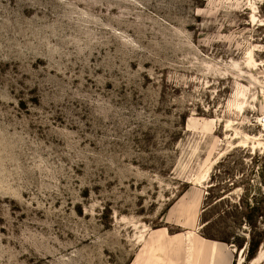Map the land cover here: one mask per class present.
I'll use <instances>...</instances> for the list:
<instances>
[{"label":"rangeland","instance_id":"obj_1","mask_svg":"<svg viewBox=\"0 0 264 264\" xmlns=\"http://www.w3.org/2000/svg\"><path fill=\"white\" fill-rule=\"evenodd\" d=\"M263 118L264 0H0V264H264Z\"/></svg>","mask_w":264,"mask_h":264},{"label":"crops","instance_id":"obj_2","mask_svg":"<svg viewBox=\"0 0 264 264\" xmlns=\"http://www.w3.org/2000/svg\"><path fill=\"white\" fill-rule=\"evenodd\" d=\"M229 246V245H228ZM227 252H229L230 253V255L232 256V254H231V251H230V246H229V249L227 250ZM189 264V263H188ZM232 264V263H231Z\"/></svg>","mask_w":264,"mask_h":264},{"label":"trees","instance_id":"obj_3","mask_svg":"<svg viewBox=\"0 0 264 264\" xmlns=\"http://www.w3.org/2000/svg\"><path fill=\"white\" fill-rule=\"evenodd\" d=\"M253 250V245L251 244V247H250V253L252 252Z\"/></svg>","mask_w":264,"mask_h":264},{"label":"built area","instance_id":"obj_4","mask_svg":"<svg viewBox=\"0 0 264 264\" xmlns=\"http://www.w3.org/2000/svg\"><path fill=\"white\" fill-rule=\"evenodd\" d=\"M262 123H264V118L261 120Z\"/></svg>","mask_w":264,"mask_h":264},{"label":"bare ground","instance_id":"obj_5","mask_svg":"<svg viewBox=\"0 0 264 264\" xmlns=\"http://www.w3.org/2000/svg\"><path fill=\"white\" fill-rule=\"evenodd\" d=\"M253 137V136H252ZM257 138V137H256ZM262 139V138H261ZM260 143H263V142H260Z\"/></svg>","mask_w":264,"mask_h":264}]
</instances>
